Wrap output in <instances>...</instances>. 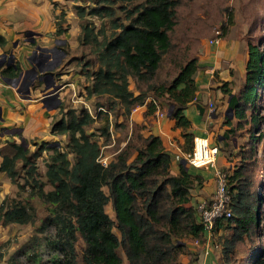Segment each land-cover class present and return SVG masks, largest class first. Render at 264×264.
I'll return each instance as SVG.
<instances>
[{"label":"trees","instance_id":"obj_1","mask_svg":"<svg viewBox=\"0 0 264 264\" xmlns=\"http://www.w3.org/2000/svg\"><path fill=\"white\" fill-rule=\"evenodd\" d=\"M127 1H139L138 9L129 17V24L114 26L118 33L96 42L101 47L98 58L102 67L94 72L87 95L106 96L110 102H117L124 109L126 121L132 111L141 106L146 107L145 117L153 115L160 110L158 101L163 100L167 109L171 108L170 118L175 121V127L182 131L181 151L188 154L192 151L194 137L188 132L190 122L184 110L195 98L194 76L201 48L185 46L180 58L171 56L169 63L174 74L159 77L163 58L172 51L170 33L176 25L180 0ZM92 12H100V9ZM55 25L57 35L65 32L57 23ZM81 28L84 33L81 44H86L90 32L86 24ZM223 36L222 31V40ZM246 45L244 87L229 101V108L238 121L224 137L225 145L231 147L233 143L231 141L230 145L228 141L241 126L248 125L256 131L259 125H264V114L260 115L256 105L259 97L264 103V42L263 47L258 41H246ZM188 52L194 55L189 56ZM19 73L18 66H9L1 75L16 78ZM129 78L144 84L155 97L147 101L141 92L134 95L129 90ZM62 107L58 106L59 112ZM248 110L250 116L247 117ZM66 117L67 120L62 117L52 122L50 134L66 136L68 151L46 142L34 152H30L26 141L7 142L0 147V173L16 184L20 171L23 172L25 183L34 189L37 186L38 197L54 208L53 222L61 235L57 246L65 255L63 264H121L118 249L123 251L126 264H179L185 242L200 240L205 234L199 223L198 205L193 206L190 198L194 183L200 178L188 174L182 165L179 175L173 176L171 155L165 151L159 137L141 135L145 125L133 124L139 131L137 143L128 142L115 159L103 167L99 162L100 146L85 129L93 118L85 110L78 115L67 113ZM107 130L108 125L103 132ZM262 137L264 134H259L257 139ZM45 151L50 153L45 165L46 181L52 187L48 192H43L41 184L37 183L35 163ZM69 154L74 157L73 163ZM245 176L246 169L228 175L232 216L216 222L212 230L213 235L222 234L220 264H231L239 252V245L257 229L260 196L250 185L244 184ZM104 187L108 195L103 192ZM109 202L119 238L112 232L113 221L104 210ZM32 221L33 215L24 205L4 199L0 206L2 225ZM76 234L86 244L80 257L74 247ZM257 264H264V259L260 258Z\"/></svg>","mask_w":264,"mask_h":264},{"label":"rangeland","instance_id":"obj_2","mask_svg":"<svg viewBox=\"0 0 264 264\" xmlns=\"http://www.w3.org/2000/svg\"><path fill=\"white\" fill-rule=\"evenodd\" d=\"M63 3L55 6V10L58 11L56 23L65 31L61 36L67 39L61 51L67 56L65 60H61L59 68L53 71L55 82H58L57 84L63 89L59 103L63 107L60 112L57 109L52 121L62 117L67 120V117L65 118L67 113L78 115L81 110L87 111L93 121L85 129L99 144L100 157L110 162L128 142L137 143L139 131L137 127L130 125V119L125 120L122 106L119 107L117 102H110L106 96H88L87 89L91 88L94 72L102 67L98 58L101 47H98L96 42H103L118 33L119 30L114 28L115 25L129 24V17L135 15L140 2L63 0ZM93 9H100V12L94 13ZM175 22L176 25L170 33L172 51L163 58L159 77L163 74H174L169 63L172 55L180 58L185 46L190 49L201 48L215 29H222L223 39L236 40L245 48L246 53V41H258V45L263 47L264 0H180ZM85 24L90 32V38L86 44H81L84 35L81 27ZM188 55L194 54L188 52ZM235 80L233 88L238 93L244 87L245 71L242 77L238 75ZM128 82L129 90L134 95L141 92L147 101L155 97V94L147 90L144 84H137L132 78H129ZM261 100L259 97L256 105L260 109V115H263L264 103ZM158 105L162 113L168 112L167 104L163 100H159ZM246 115L250 116L249 110ZM107 125V132H103ZM259 134H264V125H259L256 131H252L248 125L241 126L235 135V138H238L235 140V151L233 152L231 146H226V149L223 147L227 153L226 157H232L227 160L228 168L223 169L225 173L230 176L234 171L246 169L244 184L250 185L260 196L256 232L239 245V252L231 264H257L260 258L264 259V137L257 139ZM253 139L257 140L253 141ZM45 142L55 146L59 144L61 150L68 151V138L53 136L50 131L42 137L39 136L27 142V147L30 152H34ZM228 143L231 145V139ZM49 154L47 151L42 152L35 161L39 179L37 183L41 184L43 192L52 190L45 177V165ZM68 158L73 163V155L69 154ZM20 175L18 182L12 184L4 173H0V206L5 198L9 203L22 204L32 213L33 221L7 226L0 222V264H63L65 255L57 246L61 235L58 234V227L53 222L54 208L38 197L37 186L35 190L25 183L23 172L20 171ZM103 192L108 195L107 188L104 187ZM104 210L113 221L112 232L119 238L111 202L105 206ZM221 235L219 232L210 236L214 252L219 255L218 264H220L221 244L223 245ZM227 235L229 237L230 234ZM74 247L80 257L86 244L78 234H76ZM118 253L122 258L121 264H126L123 251L118 249Z\"/></svg>","mask_w":264,"mask_h":264},{"label":"crops","instance_id":"obj_3","mask_svg":"<svg viewBox=\"0 0 264 264\" xmlns=\"http://www.w3.org/2000/svg\"><path fill=\"white\" fill-rule=\"evenodd\" d=\"M62 4L63 0H0V56L6 54L11 58L8 65L5 63L0 67V147L12 140L29 142L50 131L63 89L57 99L45 97L43 82H38L37 77L53 74L67 56L61 51L67 39L56 34L55 25L58 16L55 6ZM246 60L245 48L236 40L223 39L216 46L206 41L198 54L195 98L184 110L190 122L188 132L193 137L207 138L211 146L218 148L216 167L221 169L228 168L227 160L232 159L226 157L227 140L224 137L238 121L229 108V101L237 94L233 88L235 78L242 77ZM9 66H18L23 73L19 83H8L14 78L1 75ZM209 69L214 70L213 74ZM28 85L29 94L25 92ZM209 104L213 105L212 113ZM145 110V106L134 109L129 118L130 125H145L140 132L142 136L160 138L165 151L172 157L170 173L173 176L179 175L182 165L188 174L200 178L190 192L193 206L209 202L215 190L213 169L193 168L184 160L175 161L174 154L181 151L184 144L181 129L175 127V121L167 113L158 117V110L145 117ZM236 139L235 136L231 139L233 152ZM218 261L219 255L215 254L210 236L206 234L200 240H187L184 252L178 258L179 264H218Z\"/></svg>","mask_w":264,"mask_h":264},{"label":"built area","instance_id":"obj_4","mask_svg":"<svg viewBox=\"0 0 264 264\" xmlns=\"http://www.w3.org/2000/svg\"><path fill=\"white\" fill-rule=\"evenodd\" d=\"M222 30L216 29L213 36L207 40L209 45H218L222 41ZM214 70L209 69L213 74ZM209 111L212 113L213 105L209 104ZM167 113V112H166ZM165 113L158 111V117H164ZM218 148L211 146L207 138L194 137L192 151L188 154L180 150L174 154L177 162L186 161L193 168H212L214 173L215 190L209 202L200 203L197 207L199 223L207 236H211L216 222L231 218V197L228 192V175L221 168L216 167ZM100 164L106 167L107 159H99Z\"/></svg>","mask_w":264,"mask_h":264},{"label":"water","instance_id":"obj_5","mask_svg":"<svg viewBox=\"0 0 264 264\" xmlns=\"http://www.w3.org/2000/svg\"><path fill=\"white\" fill-rule=\"evenodd\" d=\"M28 35H30V34H28ZM43 51L46 52L45 50H43ZM9 61L11 62V58L9 57V55H6V54L1 55L0 56V67L2 65H4L5 63H7L6 65H8ZM22 77H23V73H19L16 78L9 79L8 83H11V82H12L11 84L19 83L22 80ZM37 81L43 82L44 88H43L42 94L45 97H51L52 96L54 99L58 98V95H59L60 91L62 90V87H61V85H58L55 82V79H54L52 73H49V74L41 76V77H37ZM25 92L27 94L30 93V85H28L26 87ZM57 103L59 104V101ZM230 111H231V109H230ZM170 114H171V108L168 110L167 116L170 117ZM56 147H59V144H56Z\"/></svg>","mask_w":264,"mask_h":264}]
</instances>
